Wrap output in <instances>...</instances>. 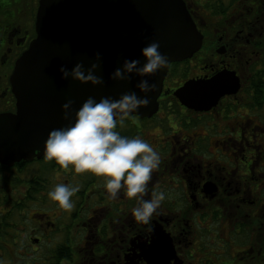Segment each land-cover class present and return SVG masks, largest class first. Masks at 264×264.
I'll use <instances>...</instances> for the list:
<instances>
[{
  "label": "flooded vegetation",
  "instance_id": "1",
  "mask_svg": "<svg viewBox=\"0 0 264 264\" xmlns=\"http://www.w3.org/2000/svg\"><path fill=\"white\" fill-rule=\"evenodd\" d=\"M39 2L0 0V113L16 111L10 76L36 37ZM184 2L201 48L170 64L156 112L116 129L160 153L143 194L165 191L160 208L144 224L131 213L136 198H109L103 176L44 155L0 163V264H153L151 254L154 264H264V99H255L264 93V0ZM221 74L240 88L210 107L175 94ZM57 183L80 186L73 208L48 197Z\"/></svg>",
  "mask_w": 264,
  "mask_h": 264
},
{
  "label": "water",
  "instance_id": "2",
  "mask_svg": "<svg viewBox=\"0 0 264 264\" xmlns=\"http://www.w3.org/2000/svg\"><path fill=\"white\" fill-rule=\"evenodd\" d=\"M35 28L36 37L10 76L16 111L0 113V163L7 166L44 155L49 132L68 123L62 109L68 99L79 109L89 96L97 101L106 96L118 99L134 91L143 97L136 85L146 79L156 83L158 91L149 93L150 104L133 114L150 116L158 109L169 67L144 77L132 74L130 81L112 80L111 73L125 59L143 65L141 49L153 40L160 43L159 51L169 57L170 64L191 58L203 43L184 0H40ZM96 52L102 57L96 75L103 77V85L62 79L61 66L71 70L83 62L87 69ZM239 88L238 80L221 74L205 82L188 81L175 94L187 106L204 109ZM154 237L152 245L157 241ZM162 242L167 243L164 238ZM149 260L154 264L152 254Z\"/></svg>",
  "mask_w": 264,
  "mask_h": 264
},
{
  "label": "clouds",
  "instance_id": "3",
  "mask_svg": "<svg viewBox=\"0 0 264 264\" xmlns=\"http://www.w3.org/2000/svg\"><path fill=\"white\" fill-rule=\"evenodd\" d=\"M160 43L151 41L141 49L145 63L139 60L125 59L122 67L111 73L112 80H131V75L140 77L155 74L167 69L170 59L159 51ZM102 61L101 53H95V61L85 69L83 62H78L69 70L61 66L59 71L62 79L71 77L83 84L103 85L102 76L96 70ZM136 87L145 95L138 97L136 92H124L118 99L110 96L101 97L97 101L89 96L79 107L68 99L63 105V118L67 125L53 129L44 141V157L55 160L67 168L70 164L76 173L91 172L96 176L105 177L104 189L111 199H116L121 190L128 198H136V206L131 209L135 221L149 223L153 214L166 199V192L154 189L149 199L144 195L148 190L152 173L161 163V155L156 148L140 136L129 137L117 131V126H124L129 118L140 107L150 104L149 93L158 91L156 83L141 79ZM79 185L57 183L48 193V197L64 209H71V199L79 191ZM140 194V195H138Z\"/></svg>",
  "mask_w": 264,
  "mask_h": 264
},
{
  "label": "rangeland",
  "instance_id": "4",
  "mask_svg": "<svg viewBox=\"0 0 264 264\" xmlns=\"http://www.w3.org/2000/svg\"><path fill=\"white\" fill-rule=\"evenodd\" d=\"M2 107L4 108V105L0 103V109H1V110H2ZM64 237H65V236H63V238H64ZM23 239H25V232H24V230L21 232V238L18 240L19 242H17V243H22V242H20V241H22ZM20 252L23 253L24 251L21 250ZM17 255H18V253H17ZM20 257H21V256H20ZM20 257H17V258H16V262H19V261L21 260Z\"/></svg>",
  "mask_w": 264,
  "mask_h": 264
},
{
  "label": "trees",
  "instance_id": "5",
  "mask_svg": "<svg viewBox=\"0 0 264 264\" xmlns=\"http://www.w3.org/2000/svg\"><path fill=\"white\" fill-rule=\"evenodd\" d=\"M262 98L264 99V93H262V92H256L255 93V99H262ZM62 252H63L64 255L68 254L66 249L62 250Z\"/></svg>",
  "mask_w": 264,
  "mask_h": 264
}]
</instances>
